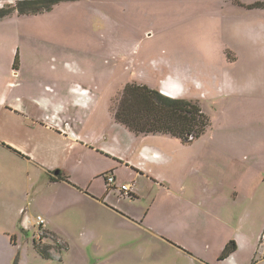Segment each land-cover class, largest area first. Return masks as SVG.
<instances>
[{
  "label": "rangeland",
  "instance_id": "374dc122",
  "mask_svg": "<svg viewBox=\"0 0 264 264\" xmlns=\"http://www.w3.org/2000/svg\"><path fill=\"white\" fill-rule=\"evenodd\" d=\"M131 82L173 95L180 82L211 127L190 143L137 137L112 115ZM1 95L48 131L20 122L36 164L0 147V264H264V10L62 0L15 13L0 22ZM15 129L2 121L0 137Z\"/></svg>",
  "mask_w": 264,
  "mask_h": 264
},
{
  "label": "trees",
  "instance_id": "16d2710c",
  "mask_svg": "<svg viewBox=\"0 0 264 264\" xmlns=\"http://www.w3.org/2000/svg\"><path fill=\"white\" fill-rule=\"evenodd\" d=\"M61 1L17 0L14 4L0 8V21L15 13L19 16L37 15L51 10ZM230 1L249 10L264 9V0H249L248 5L242 4L240 0ZM17 62L16 58L14 69L17 67ZM112 115L117 124L124 126L136 136L168 135L182 143H190L203 136L211 127L209 117L197 102L171 98L156 89L136 82L124 85L112 105ZM51 180L68 181V178L59 172ZM232 247L234 248V243Z\"/></svg>",
  "mask_w": 264,
  "mask_h": 264
},
{
  "label": "crops",
  "instance_id": "0c3cea01",
  "mask_svg": "<svg viewBox=\"0 0 264 264\" xmlns=\"http://www.w3.org/2000/svg\"><path fill=\"white\" fill-rule=\"evenodd\" d=\"M8 1L9 2L10 1L12 2L13 1L14 2L16 0H8ZM194 1L195 0H184V3H187L188 4L189 2H194ZM222 1L224 3L225 2H229V3L234 4L230 0H222ZM240 2L242 4H244V5H248L250 3L249 0H240ZM237 6L238 7L245 8L243 6H239V5H237ZM245 9H247V8H245ZM247 10L248 11H252V10H249V9H247ZM254 10H264V9H254ZM10 17H12V15L9 16V17H7V18H10ZM7 18H5V19H7ZM5 19H3V20H5ZM230 56H231V59H229L228 62L229 63L231 62L233 64V67H234L237 59L235 58V55L233 53H231ZM11 73H12V71H11ZM163 82L170 83V82H172V80L171 79H165V80H163ZM173 85H176L178 87V89H179V92L176 95H173L172 92L168 90V88H164V87L162 88L161 87V88L156 89V90L160 91L162 94H164V95H166L168 97H171V98H180V94L179 93L182 92V89H181V86H180L181 85L180 82L173 83ZM183 99H186V98H183ZM0 100H3V103L0 102V112H2V113H0V124H1L2 121L8 120V119H12V120H14V124L16 125V127L19 128V130L15 129L16 130V135H12V136L6 135V138H3V137L1 138L0 137V147L2 148V150H5L8 153L13 154V156L14 157H17L19 160H24V161L27 160L29 162H32V163L36 164L34 162L36 160L35 152H33V150H31V152L26 151V147H25V144H24V140L22 138H19L20 137L19 136L20 129L22 130L21 135L22 136H25L26 134L28 135V133L31 132V126L25 124L24 122H22V123H20V122L21 121H24V119H28V118L30 119L31 118V121L33 122V126H34V127L32 126V128L38 127V129H40V130H42L44 132L45 131H48V130L46 129L45 126H43L41 124V122H39V121H36V122L33 121L34 118H37V116L30 115V117H29L28 115H26L25 110L22 107L16 106V103H12V104L9 103V104H7L6 103V100L4 99V96L3 95L0 96ZM188 100H190V99H188ZM58 135L60 137H62V134H58ZM158 135H161V134H156V135H153V136L156 137ZM148 136H151V135H143V138L144 137H148ZM166 136H168V135H166ZM137 137H139V136H137ZM169 137H171V136H169ZM17 138H19V140L16 142ZM143 138H140V139L138 138V140H141ZM153 139H154V141H157V142L168 143V140H165L163 138H153ZM72 141L73 142H71L72 143L71 146H73V144H75V142H74L75 140H72ZM234 142H237L238 143L239 141H234ZM4 144H6L7 146H5ZM146 148H149L148 145H146ZM75 149H76V147L74 146L72 148V150H75ZM27 156H28V159H27ZM45 172L48 175V179L50 181H51L50 178L56 177V175L54 174V169L53 170H47ZM91 174H94V171ZM37 216H40V215H37ZM31 222L33 223L32 220H30V219L27 220L26 218L24 219V217H23L22 218V230H25V228L28 227V223H31ZM34 225H35V223H34ZM11 234L12 233H10V234H4V235H10L11 237L13 236L14 238H16L15 235H11ZM20 263L21 264L23 263L22 259H21V262Z\"/></svg>",
  "mask_w": 264,
  "mask_h": 264
},
{
  "label": "built area",
  "instance_id": "2783aa9c",
  "mask_svg": "<svg viewBox=\"0 0 264 264\" xmlns=\"http://www.w3.org/2000/svg\"><path fill=\"white\" fill-rule=\"evenodd\" d=\"M105 181H106L107 186L111 187L112 185H114L115 178L112 176H107L105 178ZM120 190L122 192H125V195L130 196L132 194L131 193L132 192L131 187L126 185V184L121 185ZM35 226H37L38 229L43 228L45 226V222L41 216H36ZM263 238H264V234H263Z\"/></svg>",
  "mask_w": 264,
  "mask_h": 264
},
{
  "label": "water",
  "instance_id": "95a60500",
  "mask_svg": "<svg viewBox=\"0 0 264 264\" xmlns=\"http://www.w3.org/2000/svg\"><path fill=\"white\" fill-rule=\"evenodd\" d=\"M54 174H55V175H57V174H58V172L56 171V172H54Z\"/></svg>",
  "mask_w": 264,
  "mask_h": 264
},
{
  "label": "flooded vegetation",
  "instance_id": "af4514ba",
  "mask_svg": "<svg viewBox=\"0 0 264 264\" xmlns=\"http://www.w3.org/2000/svg\"><path fill=\"white\" fill-rule=\"evenodd\" d=\"M26 259H24V261H25Z\"/></svg>",
  "mask_w": 264,
  "mask_h": 264
}]
</instances>
